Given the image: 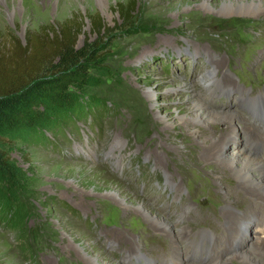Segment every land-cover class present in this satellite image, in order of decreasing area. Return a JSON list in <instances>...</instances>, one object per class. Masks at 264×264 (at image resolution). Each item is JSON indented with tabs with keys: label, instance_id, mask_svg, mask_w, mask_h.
<instances>
[{
	"label": "rangeland",
	"instance_id": "rangeland-1",
	"mask_svg": "<svg viewBox=\"0 0 264 264\" xmlns=\"http://www.w3.org/2000/svg\"><path fill=\"white\" fill-rule=\"evenodd\" d=\"M118 1L0 0V39L24 41L31 30H56L63 21L82 18L75 47L96 43L98 56L83 91L104 106L98 124L70 112L41 129L0 134V149L20 175L10 202L0 198V264H91L80 248L107 264H241L240 255L226 259L262 237L264 205H250L241 194L226 199L214 180L208 185L194 173V142L179 119L200 101L204 109L232 110L264 127V116L252 115L237 98L264 92V15L235 14L237 0H136L128 29L119 27ZM94 12L106 26L101 34L90 30L88 15ZM230 127L218 122L205 133L225 134ZM234 133L224 142L225 154L243 145L264 158L262 143L246 138L240 127ZM169 145L181 148L173 152L175 160L166 156L161 166L183 186L175 199L150 156L156 150L163 157ZM226 175L235 197L238 182ZM186 203L195 211L177 221L193 231L178 240L180 249L173 253L163 233L144 228L148 223L137 206L153 207L170 221ZM227 208L228 216H240L244 224H225L220 212ZM202 229L213 234L212 245L207 254L195 255L206 241L198 245L192 234Z\"/></svg>",
	"mask_w": 264,
	"mask_h": 264
},
{
	"label": "trees",
	"instance_id": "trees-1",
	"mask_svg": "<svg viewBox=\"0 0 264 264\" xmlns=\"http://www.w3.org/2000/svg\"><path fill=\"white\" fill-rule=\"evenodd\" d=\"M136 5V0L116 2L119 27H131ZM88 18L93 33L106 30L98 13ZM82 26L80 17L63 21L56 30L52 26L31 30L24 41L16 36L0 39V134L41 129L70 112L98 124L104 106L83 91L93 80L89 69L98 58L97 48L96 43L75 47ZM19 182L20 175L0 149V198L9 203L7 196L14 195Z\"/></svg>",
	"mask_w": 264,
	"mask_h": 264
},
{
	"label": "bare ground",
	"instance_id": "bare-ground-1",
	"mask_svg": "<svg viewBox=\"0 0 264 264\" xmlns=\"http://www.w3.org/2000/svg\"><path fill=\"white\" fill-rule=\"evenodd\" d=\"M235 14H239V16L251 15L258 18L259 16L264 15V3L262 0H249L246 2L242 0H237V4L235 7ZM148 98H150V96H148ZM237 98L240 99V101L245 102V105L251 110L252 115L260 116V117L264 116V112H263L264 92L262 94H259L257 97L254 96V98H249V97L247 98V96L244 94H242L240 98L239 97ZM192 109L193 111L188 117H182L179 119L180 124L184 128H186V130L188 131V136H190V139L192 138L194 142V144H192V148L190 149V151H192L190 152L192 153L191 169L193 171L196 170L194 173L197 176H199L200 179L202 178L203 180L207 181L208 185L211 184V182L214 180L215 184L212 186L215 187L216 185L217 190H223V197H225L226 199L233 200L234 198H236V200H238V197L240 198V194H241L247 198V201L250 205H254L257 207L260 204L264 205V160H263L264 158L262 159V157L260 156L257 157L251 153H248L245 150L246 147H243V145H241L238 148L236 147L231 152V154H225L223 149L224 142L227 141L229 138H233V136L235 135L234 133L235 129L237 127L238 128L240 127L242 129V132L243 131L246 132L245 133L246 138L248 137L256 144L260 142L264 145V127H262V125L255 126L250 124L246 119H244V117L237 116L236 112L232 110L216 111V110L208 109V107L207 109H204V105L200 101H195L192 104ZM257 110H260L261 113L260 114L256 113ZM159 119L161 120V122L163 121L162 123L167 124V126L171 125L167 123V120L164 119L163 117H160ZM218 122L222 126H226L229 124L231 125V127L227 132H225V134L221 133L219 135V133L214 132L215 130L210 134L205 133L206 129H208L210 126L212 127V125ZM163 126L165 130L166 125ZM168 149H166L165 155H163V157H160L159 154H157L156 150L152 151L150 156H152V160L155 163L153 164L154 170H156V172L157 170L162 171V174L164 176L163 181L165 184L169 186L170 191H173L175 193L173 195V199H175V197L181 195V193L183 192V186L182 184L179 183L180 179L178 180L177 174L170 172L167 165L164 167L161 166H163V162L165 161V159H167L166 156L168 157V160H172V159L175 160V155H177V153L181 151V148L179 146L171 147L169 145ZM173 152H176L175 155ZM146 156H148V153H146ZM146 159H148V157H146ZM197 168H200V170H198ZM207 171L210 174H213V176L207 174L208 173ZM227 171L233 174L234 176L233 178H235V181L238 182L236 187L237 189L235 192V197H233L234 195L232 194L231 187L227 188L229 184H231L232 186L231 180L229 181V179L227 178L226 175ZM144 180H146V178ZM238 193L239 196L236 195ZM112 195L114 197H118V194L116 193ZM119 199L122 200L121 198ZM231 200H229V202ZM124 206L125 209H130V205H128V203L124 202ZM184 208L186 209L181 213L180 212L177 213L175 219H172L170 221L165 217H163L162 215H160L158 211H155L153 207L148 208V205L147 206L146 205L143 206V204L138 205L136 213L148 223V226L146 225H145L146 227L144 226L146 230H151L155 232V234L163 233L164 238L166 240H169L170 242V248H169L171 249L170 251L173 253H177L180 249V244L178 240L185 237L186 235H188L190 232L193 231V230H189V225H185L181 223L179 224V221H177V218L182 216L180 214L183 213L186 216L191 217L190 211L192 210L195 211L193 207H190V205H188L187 203H186V207L184 206ZM252 210L255 211L254 209ZM230 212L231 211L229 210V208H227L223 212H220V216L224 218L225 224H229L231 226H233L235 222H237V225L244 224L242 223V217L240 216L237 217L235 215H233V217L232 215L231 217L228 216V213L230 215ZM231 221L232 224L230 223ZM211 234H212L211 232L203 229L198 233L192 234L193 241L198 242V245L202 243L204 240L206 241V244L203 245L202 243L203 247L200 248L197 247V249H195V251L193 252L195 253V255L199 250L201 251V253L207 254V252L210 250L212 245V240L211 239H210L211 241L208 240ZM261 235L262 237H257L255 240L251 242V244L249 243L250 247L245 248L244 250H241L236 254H231L229 258L227 259L225 258L226 261H229L231 258L236 259L237 255L238 256L240 255L241 257H243V259L241 260L240 258V260L239 259L237 260L242 262L243 264H259L258 263L259 259L264 258V233H262ZM138 244L139 243L132 244L134 246V249L139 248ZM80 250L83 253V255H85L89 263L107 264L98 261L96 257L89 255L87 252L83 250V248H80ZM190 261H186V262L184 261L181 264H194L193 262ZM120 263L125 264L124 262H120Z\"/></svg>",
	"mask_w": 264,
	"mask_h": 264
}]
</instances>
